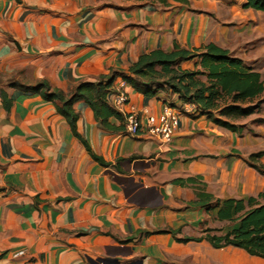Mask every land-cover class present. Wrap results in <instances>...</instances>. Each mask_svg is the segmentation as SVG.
Segmentation results:
<instances>
[{
	"label": "crops",
	"instance_id": "1",
	"mask_svg": "<svg viewBox=\"0 0 264 264\" xmlns=\"http://www.w3.org/2000/svg\"><path fill=\"white\" fill-rule=\"evenodd\" d=\"M245 4L0 0V93L10 102L6 110L0 97V264H264L237 247L214 248L204 231L219 236L232 227L216 219L213 202L210 210L196 203L198 193L220 201L264 193V147L257 141L258 131L264 138V102L236 121L237 132L182 110L171 144L161 146L153 137L103 129L76 100L77 132L102 164L53 103L22 88L43 80L68 95L80 82L112 69L124 73L140 55L175 43L189 50L213 43L264 80V12ZM196 62L180 66L198 69ZM124 91L129 102L118 108L108 95L124 124L130 106L143 118L164 104L184 105L171 93L144 97L128 85ZM135 162L148 166L134 170Z\"/></svg>",
	"mask_w": 264,
	"mask_h": 264
},
{
	"label": "trees",
	"instance_id": "2",
	"mask_svg": "<svg viewBox=\"0 0 264 264\" xmlns=\"http://www.w3.org/2000/svg\"><path fill=\"white\" fill-rule=\"evenodd\" d=\"M157 1L163 3L165 0ZM245 7L264 12V0H246ZM193 59H197L198 69L181 68L182 62ZM117 78L144 97H154L159 93L177 95L182 104L196 106L200 114H208L218 126L232 132L240 130L241 126H237L236 121L255 113L264 102V80L261 75L245 66L241 59L232 56L228 50L213 43L194 50L175 43L169 51H149L140 55L126 72L109 70L95 82L78 83L68 95L51 89L43 80L22 88L53 103L58 114L68 123L74 137L81 141L94 160L103 164L77 132V114L73 103L76 100L84 101L103 129L124 131V116L108 103V95L112 93ZM0 97L4 108L8 110L10 102L5 93L1 92ZM110 119L116 120L119 125L112 124ZM261 154L252 156L259 157ZM196 198V203L207 210L211 209L210 204L213 202L218 209L216 219L228 221L232 227L219 236L211 235V229L204 231L205 239L214 248L233 246L243 249L251 256L264 258V193L246 201H220L206 193H198Z\"/></svg>",
	"mask_w": 264,
	"mask_h": 264
},
{
	"label": "built area",
	"instance_id": "3",
	"mask_svg": "<svg viewBox=\"0 0 264 264\" xmlns=\"http://www.w3.org/2000/svg\"><path fill=\"white\" fill-rule=\"evenodd\" d=\"M127 84L123 80H119L115 84L112 93L110 94V103L113 107H121L128 104V95L124 91ZM199 111L192 104H184L181 110H177L171 105L164 104L161 112L157 116L145 115L136 110L133 106L129 107L128 113L125 115L124 132L128 136L145 135L158 139L161 146L171 144L175 132L177 130L180 112Z\"/></svg>",
	"mask_w": 264,
	"mask_h": 264
},
{
	"label": "water",
	"instance_id": "4",
	"mask_svg": "<svg viewBox=\"0 0 264 264\" xmlns=\"http://www.w3.org/2000/svg\"><path fill=\"white\" fill-rule=\"evenodd\" d=\"M148 166V164H146V163H144V162H135L133 165H132V169H134V170H138V171H142L143 169V167H147ZM141 186V184H137L136 185V187H140ZM124 250H126V249H121V248H118V251L120 252V251H124ZM105 260H101V259H98L97 261H91V264H100V263H103V264H105Z\"/></svg>",
	"mask_w": 264,
	"mask_h": 264
},
{
	"label": "rangeland",
	"instance_id": "5",
	"mask_svg": "<svg viewBox=\"0 0 264 264\" xmlns=\"http://www.w3.org/2000/svg\"><path fill=\"white\" fill-rule=\"evenodd\" d=\"M261 113H263V111H262ZM259 119H260V116H258L257 121H258ZM258 124H260V125H264V123H262L261 121H260ZM260 132H261V131H258V133H257V141H258V143L263 142V143H261V147L263 148V147H264V138H261V137L258 136ZM263 151H264V150H263Z\"/></svg>",
	"mask_w": 264,
	"mask_h": 264
}]
</instances>
